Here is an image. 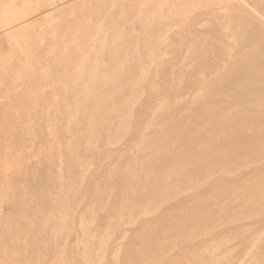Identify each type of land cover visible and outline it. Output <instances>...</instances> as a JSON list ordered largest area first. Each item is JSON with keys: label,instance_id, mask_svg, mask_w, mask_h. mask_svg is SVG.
I'll use <instances>...</instances> for the list:
<instances>
[{"label": "rangeland", "instance_id": "1", "mask_svg": "<svg viewBox=\"0 0 264 264\" xmlns=\"http://www.w3.org/2000/svg\"><path fill=\"white\" fill-rule=\"evenodd\" d=\"M262 7L0 0V264H264Z\"/></svg>", "mask_w": 264, "mask_h": 264}, {"label": "bare ground", "instance_id": "2", "mask_svg": "<svg viewBox=\"0 0 264 264\" xmlns=\"http://www.w3.org/2000/svg\"><path fill=\"white\" fill-rule=\"evenodd\" d=\"M261 10H263V12H264V7H262ZM247 69H248L247 66H245V71H246ZM257 76H258V78H257L256 80L258 81V83H260V82H262V81L264 80L262 76H260V77H259V75H257ZM260 84H261V83H260Z\"/></svg>", "mask_w": 264, "mask_h": 264}]
</instances>
